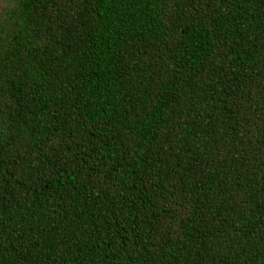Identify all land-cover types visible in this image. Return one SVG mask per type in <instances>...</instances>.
Segmentation results:
<instances>
[{
    "label": "trees",
    "instance_id": "trees-1",
    "mask_svg": "<svg viewBox=\"0 0 264 264\" xmlns=\"http://www.w3.org/2000/svg\"><path fill=\"white\" fill-rule=\"evenodd\" d=\"M0 264H264V0L1 7Z\"/></svg>",
    "mask_w": 264,
    "mask_h": 264
},
{
    "label": "rangeland",
    "instance_id": "rangeland-1",
    "mask_svg": "<svg viewBox=\"0 0 264 264\" xmlns=\"http://www.w3.org/2000/svg\"><path fill=\"white\" fill-rule=\"evenodd\" d=\"M9 3V0H0V9H1V7H3V6H5L6 4H8ZM52 143L53 144H57L58 143V140H54V141H52ZM14 160H17L16 161V168H18V169H25V167H24V165H26V160L25 161H23V160H21V159H19L20 158V156H14V157H12Z\"/></svg>",
    "mask_w": 264,
    "mask_h": 264
}]
</instances>
